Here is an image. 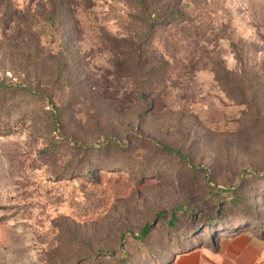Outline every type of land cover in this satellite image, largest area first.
Returning <instances> with one entry per match:
<instances>
[{
    "label": "rangeland",
    "instance_id": "1",
    "mask_svg": "<svg viewBox=\"0 0 264 264\" xmlns=\"http://www.w3.org/2000/svg\"><path fill=\"white\" fill-rule=\"evenodd\" d=\"M198 1L141 40L142 77L127 1L0 0V264H153L218 216L264 221V0Z\"/></svg>",
    "mask_w": 264,
    "mask_h": 264
},
{
    "label": "trees",
    "instance_id": "2",
    "mask_svg": "<svg viewBox=\"0 0 264 264\" xmlns=\"http://www.w3.org/2000/svg\"><path fill=\"white\" fill-rule=\"evenodd\" d=\"M127 1L129 4L133 5L136 14H134L133 16V20H134V24L136 26V32L138 33L137 39H139L138 42L133 41L132 45H134V52L136 55V71L139 74V76L143 77L140 65L142 62V58H143V45L145 44V42L143 41H149L150 39L153 38L154 34H155V30L159 27H177L178 24L180 23H190L192 22V14L196 13L198 11H200L201 6H200V2L198 0H188L186 2H180V0L178 1L179 4L173 5L168 4V7L165 9L164 12H159L156 15H154L153 10H152V1L151 0H125ZM160 1V0H159ZM173 2V0H170V2ZM176 3V2H175ZM192 4V5H191ZM3 6L4 9L7 11H9L11 9V7L13 6V0H3ZM179 7L178 9H176V7ZM1 23V22H0ZM1 25V24H0ZM189 25V24H188ZM187 27V24L186 26ZM232 50H233V54H234V58L236 60V62L238 63V65L240 66L239 68V73L241 75H245L246 76V68H245V61H244V57H243V53H242V48L238 43L232 42L231 44ZM214 73L216 74L217 79L221 80V79H228L230 82H232V79L230 78V76H232V72L229 71L228 69H226V67L220 65V64H215V68L213 69ZM233 84H236L235 82H232ZM236 87V86H235ZM22 88H24L25 91L29 92L28 87H26L25 85H22ZM33 93V92H32ZM37 94V92H34ZM40 96H42L40 93H38ZM107 141L105 140L104 143H101L98 145V150L102 151L104 149H106V145H108V140L112 138V136H108L107 137ZM77 146V144H76ZM82 147V146H81ZM158 147L160 148V150L162 151V153L165 154H173L177 159L179 160H183V159H187L186 154H184L183 152L180 151H176L173 148L164 145L163 143H158ZM81 150L84 151V148H81ZM96 151V150H95ZM92 155L91 153H88V156ZM87 159V158H86ZM88 160H86L87 163ZM132 169L137 168L136 166H132ZM76 168H73V172L75 171ZM139 170V168H137ZM146 171H148L149 169H144ZM91 171V170H89ZM93 172L91 171L90 174H92ZM245 201L240 200L239 198H232L231 200V207H234V209H239L241 211H243V209H245ZM251 209L255 210L254 207L251 206ZM167 215L165 213L162 214V218L166 219ZM244 217V216H243ZM242 220V219H240ZM220 221H222L220 223ZM239 220H233L230 221L229 223L224 222L222 220L221 216H218L215 219L209 220L206 222V224L204 225V228L206 229V227L208 228V233L210 234V238L209 241L207 243H217L219 238L222 236H235L237 234H239L240 232H242L243 230H245L248 226L251 227L256 221L257 223H260V227L257 228V230L259 232H263L262 231V226H264V221L263 220H255V222H246V223H239ZM179 223V216L177 214V210H173L172 211V217L170 218V220L168 221L169 226L172 229H176ZM203 228V231H205ZM175 234H178V232L176 231ZM148 236V226L144 227L141 232L140 235L138 236V238L142 241H146ZM181 237V236H179ZM186 241L190 240V238L192 236H186ZM189 237V238H188ZM185 239V238H184ZM193 239V238H192ZM203 244V243H202ZM200 243V245H202ZM200 245L193 247V248H185V249H181L179 252H176L175 254H173L170 257V254L167 255L166 257L161 258L160 260H157L156 263L153 264H164L165 262H167V264H170L174 258V255H176L177 253L180 252H184V251H188V250H192L195 249L197 247H199ZM128 264V263H125Z\"/></svg>",
    "mask_w": 264,
    "mask_h": 264
},
{
    "label": "crops",
    "instance_id": "3",
    "mask_svg": "<svg viewBox=\"0 0 264 264\" xmlns=\"http://www.w3.org/2000/svg\"><path fill=\"white\" fill-rule=\"evenodd\" d=\"M170 264H264V231H242L177 253Z\"/></svg>",
    "mask_w": 264,
    "mask_h": 264
}]
</instances>
